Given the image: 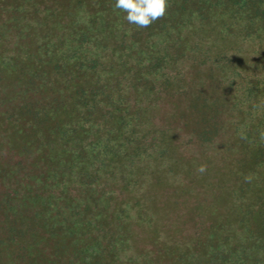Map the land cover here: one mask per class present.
Returning <instances> with one entry per match:
<instances>
[{"label":"trees","instance_id":"trees-1","mask_svg":"<svg viewBox=\"0 0 264 264\" xmlns=\"http://www.w3.org/2000/svg\"><path fill=\"white\" fill-rule=\"evenodd\" d=\"M114 4L0 0V139L21 141L0 165L13 262L129 261L120 253L140 219L119 197L160 146L145 128L154 103L189 141L226 140L232 197L249 199L232 228L243 240L212 233L207 263L264 264V0H168L147 28Z\"/></svg>","mask_w":264,"mask_h":264},{"label":"rangeland","instance_id":"rangeland-1","mask_svg":"<svg viewBox=\"0 0 264 264\" xmlns=\"http://www.w3.org/2000/svg\"><path fill=\"white\" fill-rule=\"evenodd\" d=\"M152 106L149 115L153 120L145 128L152 129L156 142L161 143L156 150H151L150 156L132 165L133 180L137 184L124 189V198L119 197L122 203L128 199L130 212L134 215L136 212L140 219L137 225H132L131 247L126 244V250H121L120 257L129 259L122 260V264H208L204 254L209 248L205 244L202 246L206 237L214 233L219 237L226 234L229 243L234 239L243 240L237 229L232 228L238 220L237 210L243 209L249 199L245 196L236 202L232 197L236 188V165L220 157L226 140L219 137L208 146L189 141L181 128L159 122L161 108L154 103ZM15 137L11 134L9 143L0 139V165L7 162L5 147H13V151L19 153L21 141ZM146 139L148 143L150 136ZM168 140L170 147L158 156V149L164 148ZM202 166L203 172L198 170ZM5 214L6 210L0 211V264H32L31 261L13 262L11 256H15V247L8 245L6 240L7 234L12 237L14 231L6 228L11 221ZM23 229L26 231V226ZM229 230L233 231L230 235ZM29 233L33 238L26 235L23 241L32 246L33 253L38 250V235L36 230ZM36 264L47 263L39 261Z\"/></svg>","mask_w":264,"mask_h":264},{"label":"clouds","instance_id":"clouds-1","mask_svg":"<svg viewBox=\"0 0 264 264\" xmlns=\"http://www.w3.org/2000/svg\"><path fill=\"white\" fill-rule=\"evenodd\" d=\"M114 8L125 13L124 19L138 28H147L165 16L168 0H115ZM264 138V133L261 134ZM203 172V166L198 169Z\"/></svg>","mask_w":264,"mask_h":264}]
</instances>
